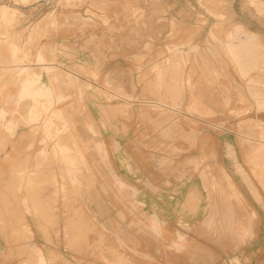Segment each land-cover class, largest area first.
Returning <instances> with one entry per match:
<instances>
[{
	"label": "rangeland",
	"instance_id": "obj_1",
	"mask_svg": "<svg viewBox=\"0 0 264 264\" xmlns=\"http://www.w3.org/2000/svg\"><path fill=\"white\" fill-rule=\"evenodd\" d=\"M68 1L0 0V4L5 3L16 8L21 14L20 19L12 25L14 27L0 22V110H10L9 115L0 116V264H28L27 261L30 260L34 262L29 264H264V39H262L264 37L246 32L240 26L233 30L235 24L232 22L230 27L233 31L227 32L225 39L223 38L224 29L221 26L233 18L231 6L233 0H219L216 11H210L202 0H115L114 4H117V7L114 12L106 6V0ZM240 1L242 0H234L236 10ZM255 1L257 0H243L244 4L246 3L244 8L247 10L240 13L250 31L264 33V9L257 10ZM167 2L181 3L192 10L153 13L155 4ZM150 14H158L159 22L170 23L172 33L161 40L152 39L148 31ZM37 24L39 25L36 26ZM209 29V39H206ZM215 29H221L217 35L212 33ZM239 31L247 37L248 45L245 50L243 46L239 49L243 43V36ZM30 32L32 36L29 38ZM200 32L203 33L200 40L205 42V46L201 48L199 43L190 45L192 39ZM103 34L104 36L100 38ZM12 42L18 45L15 56L11 52ZM211 45L219 48L229 63L230 73H227L225 78L214 71L195 69L193 61L195 62L196 57L204 59L206 54L202 55L209 52ZM229 45L231 46L228 54ZM172 46L180 53L176 50L168 52V48L175 49ZM192 46H199V52L192 50L190 48ZM80 47H97L113 51L115 55L108 62L104 59L105 65L110 62L115 66L113 71L103 74L99 67L77 59L75 53ZM171 55H175L176 62L179 61L183 69L184 95L174 102L176 110L181 113L139 103L149 101L141 98L143 96L141 91L151 87L148 83L153 73L148 69V62L161 66L167 63L165 59ZM40 56L42 64H49L46 66L47 71H40L45 67L38 65L37 58ZM156 56L157 58H154ZM18 65H25L24 68H28L29 71H34V68L35 71L43 72L42 80L49 85L52 94L56 97L62 96L58 98L61 101L53 104L52 108L59 109L62 116H57L54 120L55 124L67 121L70 127L73 126L75 129L69 128L72 133L74 132L72 135L70 131L72 138L64 135L60 140L53 136V133L46 130L42 120L29 124L28 99H22L14 107V96L18 97L17 83L21 76L18 73ZM71 69L78 72L72 71L74 74H70ZM224 69L226 70V66ZM93 70L97 71L96 77L91 74ZM111 73L115 75L112 77ZM120 74L126 75L131 86H135L137 97L134 99L138 102H135L138 105L136 114L175 116L181 121L180 124H176V138L171 141L182 144L180 149L175 150L180 154H168L157 158L147 155L135 157L144 169H150L152 162L156 161L159 164L158 174L167 179L162 184L167 190L162 194L164 202L159 200L156 203L154 200V196L160 195L157 194L159 190L156 189L155 181L151 180L155 173L137 172L132 187L122 184L123 188H119L118 182L114 184V181L121 180L109 170L112 169L109 148L111 144L101 134L103 126L96 120V107L105 104L110 109L111 104H114L116 106L113 109V111L116 109L114 115L128 116L129 113V116L132 115L125 103L126 100L131 101L133 97L130 98L122 87L116 86L123 83L118 81L123 78L114 79ZM67 76L78 80L71 82V78ZM63 79L69 83L64 85ZM200 81L201 83L209 81L208 86L211 87L209 90L216 94L210 103L214 106L215 113L189 117L191 115L189 107L193 101L192 88ZM98 86L104 90H100ZM111 92L113 94L118 92L117 95H123L126 100L119 99ZM65 96L66 99L63 101ZM176 97L174 101L177 100ZM102 101L104 102L101 103ZM211 124L221 126L222 129L214 130ZM247 127L252 129L253 135L249 136L259 144V150L254 151L250 146L247 148L248 144L235 134L239 128ZM92 138L96 139L91 140ZM71 139L75 141L76 147H73ZM100 143L107 152L106 160L103 157L105 154L100 151ZM203 149L206 152H203ZM41 152L46 153V158L42 161L43 164H38L36 156ZM98 152H101V155H98ZM79 159L84 160L82 164L85 166L78 163ZM186 160H191L193 164L188 161L190 165L188 166ZM102 161L107 165L104 166ZM102 165L103 167H100ZM180 165L182 167H179ZM183 166H186L187 170ZM190 167H194L193 170ZM75 171L77 176H80L79 173L83 174V177L80 176L78 179L87 185V189L92 190L94 196L93 203L84 202L79 198L82 189L80 185L67 180L66 186L69 185L67 189L70 190V194L67 195H73L67 197L70 204L72 207L79 206L80 212H83V216L88 218L92 225L88 224L90 229L83 226L81 237L76 241L67 237V231H72L75 235L80 233L76 222H73L77 213L63 208L65 202L58 193L63 172L71 174ZM36 172L43 173V177L36 176ZM223 172L231 176L243 194L245 202L243 198L242 201L239 198L237 202L232 197H228L230 200L225 197L218 183L219 179L222 180V184L225 182ZM34 177L36 180L29 184ZM172 180L184 183L185 186L182 190L171 187ZM207 186L209 187L206 188ZM39 187H44L40 190L41 193L45 192L40 198L35 195ZM48 188L51 192L47 190ZM194 189L197 190L196 194L191 193ZM209 189L212 191L209 192ZM72 198L78 201L74 202ZM212 199L215 206L218 205L216 207L218 210H213ZM79 201L82 202L79 204ZM73 202L76 205H73ZM230 203H233L231 213L223 209L224 212L220 211L222 205ZM50 204L53 206L47 207ZM40 205L42 211L45 209L42 215L40 210H37V214L34 211ZM234 206H238L237 210H234L236 209ZM155 209L160 221L151 220V223L153 221L156 223L149 225L148 218L149 228L140 226L139 222L136 223L138 219L142 220L141 215L145 217L153 215ZM252 211L258 215L254 224L256 234L252 239L243 242L244 236L240 233L243 232L241 223H245ZM70 217L71 221L67 219ZM41 228L45 231L44 234ZM226 232L228 233L225 234ZM230 233L236 236L230 237L232 236ZM179 234H182L185 242L181 241L184 243L178 241ZM238 238V242L241 241L242 244L232 243L231 239ZM78 240L81 243L84 241L81 244ZM177 242L181 248L177 246ZM52 252L58 254L54 263L47 260Z\"/></svg>",
	"mask_w": 264,
	"mask_h": 264
},
{
	"label": "crops",
	"instance_id": "obj_2",
	"mask_svg": "<svg viewBox=\"0 0 264 264\" xmlns=\"http://www.w3.org/2000/svg\"><path fill=\"white\" fill-rule=\"evenodd\" d=\"M115 0H106V6L111 10L115 11V8L117 7V4H114ZM264 4V0H259ZM181 3L171 4V3H158L154 5L153 13H160L161 11L165 12H184L192 9H188L187 5H183ZM242 1L239 3V8L236 10L234 5V0L232 1V13L233 18L231 21L227 22L225 21L222 24V28L224 29L223 35L225 39V35L227 32H232L236 26L242 27L246 32L254 33L255 35H260L264 37L263 31H250L248 29V26L246 22L242 20L241 13L244 12V10H247L244 8L245 4ZM133 6V5H131ZM130 6V7H131ZM184 6V7H183ZM241 12V13H240ZM255 15V14H254ZM159 15L158 14H150L149 21H148V28H149V35L152 39L161 40L167 37L170 33H172V25L159 22ZM234 23L233 30L231 31V23ZM192 28H199V26H192ZM213 28V27H211ZM210 28V29H211ZM206 29V28H205ZM210 29L207 30L206 39H209L208 34L210 32ZM225 29H228L225 31ZM177 29H175V33ZM190 30V29H188ZM249 30V31H248ZM188 32V31H187ZM240 32V31H239ZM201 33V34H200ZM194 39H192L190 45H194L196 43H199L203 48V41L202 39L203 33L200 32ZM241 33V32H240ZM242 34V33H241ZM104 34L100 37L102 38ZM244 37L245 34H242ZM104 39H107L104 37ZM205 39V40H206ZM264 39V38H262ZM182 40V39H180ZM178 40V41H180ZM163 41V40H162ZM177 41V40H176ZM142 45V44H141ZM244 45V38L243 43L240 44L239 49L242 48ZM205 46V45H204ZM230 46H228V50L230 49ZM219 48H216L214 45L210 46L209 52H204L202 56H204V59H201L199 57H196L195 62V69L197 70H205L209 72H216L217 74L222 75L224 78L227 73H230L229 69V63L226 59V57L218 50ZM100 50V51H98ZM134 53V52H133ZM115 53L111 50H101L97 47L94 48H79L78 51L75 53V57L77 59H80V61L88 63L90 65L96 66L100 68L101 73L108 74L113 71L114 65L108 63V65H105L104 59L108 62L112 56H114ZM167 57V56H166ZM194 60V59H193ZM222 61V62H220ZM149 64L148 69L153 73V75L150 77V82H156V78L158 76L157 71L161 70H167L168 73H166L165 77H161V89L156 90L154 86L151 85V83H148L151 87L149 89H143L141 92L142 97L149 101L153 100H166L167 99H175V93H178V96L176 97L177 101L180 100L183 97V89H182V65L181 63L172 61L169 66H159L156 67L155 63L148 62ZM222 63V64H221ZM226 66V70L224 67ZM112 70V71H111ZM118 74V73H117ZM111 73V76L113 77ZM169 76V77H168ZM116 78H123V83H121V86L116 85L117 87H122L124 91L131 97L136 98L137 93H135V86L132 87L131 83L128 79V77L124 74H120ZM167 79V80H166ZM114 81V80H113ZM167 82V83H166ZM201 82V81H200ZM209 82V81H208ZM204 83V81L202 82ZM175 88L172 89L171 87L166 88L165 85H175ZM137 90V89H136ZM140 91V90H139ZM131 100L130 102H124L127 108H129L132 112V115L127 116H120V115H114L115 111L113 109L116 107L114 104H111V108L108 109L107 105H102L97 108V114H96V120L103 126L101 127V134L104 136L106 140H108V143L111 144L109 146L111 150V158H112V171L124 184H126L127 187H132V185L135 182V177L137 172H143V171H151L155 173L154 177H152V181H155L156 189L159 190L157 194L154 196L155 202H164L163 200V193L167 192L166 186L163 182L167 180L163 176H160L158 174L159 172V164L157 162L151 163V168L144 169L143 165L140 164L139 160L136 157L139 155H147L152 157H160L165 156L168 154L177 155L180 153H177V149H180L182 147V144H177L176 142H171L172 140H175V133H176V124H180L181 121L179 118L175 116H156V115H138L136 114L137 104H135V99ZM102 101L101 103H103ZM132 102V104H130ZM141 105H148V104H141ZM97 106V105H96ZM110 110V113L108 111ZM112 110V111H111ZM139 112V111H138ZM115 143V144H114ZM169 150V151H168ZM135 173V175L133 174ZM171 187H174L178 190H182L185 186L184 183H178L174 182V180L170 181ZM188 182V181H187ZM165 188V189H163ZM192 194H196L197 190L194 189ZM143 201L146 203V200L143 199ZM153 212L157 217H159L157 210H154ZM165 221L167 219L162 218Z\"/></svg>",
	"mask_w": 264,
	"mask_h": 264
},
{
	"label": "bare ground",
	"instance_id": "obj_3",
	"mask_svg": "<svg viewBox=\"0 0 264 264\" xmlns=\"http://www.w3.org/2000/svg\"><path fill=\"white\" fill-rule=\"evenodd\" d=\"M21 1H26V0H21ZM65 2H69L68 0H65ZM202 2H204L207 6H208V9L210 10V11H216V6L218 5V2H219V0H202ZM257 2V3H256ZM251 3V2H250ZM254 4V3H253ZM255 4H256V8H257V10H259V11H261L260 9H264V4L261 2V1H259V0H257V1H255ZM255 10V9H254ZM256 11V10H255ZM94 13V12H93ZM82 14V13H81ZM19 15H21L20 13H19V11L16 9V8H13V7H10V6H7L5 3H3V4H0V22H3L4 24H6L7 26H12V25H15V22L17 21V20H19L20 19V16ZM220 15H222V14H219V16ZM97 16V15H96ZM49 18H50V16H49ZM100 18V17H99ZM97 19H98V17H97ZM101 19H104V18H101ZM42 20V19H41ZM99 20V19H98ZM105 20V19H104ZM59 21V20H58ZM57 21V22H58ZM101 22H103V20H101ZM105 22H106V20H105ZM39 24H37L36 26H38ZM12 27H14V26H12ZM220 30L221 29H215V30H212V33L213 34H215V35H217L219 32H220ZM16 33V32H15ZM8 34H10L11 35V33H8ZM28 36H29V38L32 36V33L30 32L29 34H28ZM244 38V40H245V44L243 45V50H245L246 48H247V37H243ZM151 39V38H150ZM151 43H153V42H151ZM145 45V44H144ZM147 45H149V44H147ZM204 45H205V42H204ZM149 47V46H148ZM173 47V46H172ZM171 47V48H172ZM173 48H175V46L173 47ZM190 48H192V50H196V51H198L199 52V46H192V47H190ZM11 52H12V54L15 56L16 55V53H17V51H18V45L15 43V42H12L11 43ZM148 50V49H147ZM171 50H176V51H178V49L177 48H175V49H170V48H168L167 49V51L168 52H171ZM145 52H147V51H145ZM166 52V51H165ZM179 52V51H178ZM180 53V52H179ZM161 54V53H160ZM198 54V53H197ZM228 54H229V50H228ZM150 55V54H149ZM138 58H140V57H138ZM154 58H157V56L156 57H154ZM181 58V57H180ZM182 59V58H181ZM37 60H38V65H40L41 67L42 66H45L44 68H41L40 69V71H47L48 69V67H46V66H48L49 64H42V60H41V56L40 57H38L37 58ZM165 60H167V63L166 64H164L163 66H169L170 64H171V61H174V62H176V60H177V58H175V55H171L170 57H168V58H166ZM190 60V59H189ZM159 62V61H158ZM161 62V61H160ZM185 62V61H184ZM24 66L25 65H18V69H19V71H18V73H19V81H18V83H17V85H18V97L16 98V96H14V101H13V105H14V107H16L17 106V103L19 102V101H22V99H28L29 100V108L27 109L28 111H27V116L29 117V119H30V122H29V124H32V123H34V121H38V120H42L43 121V123H45V127H46V130L48 131V132H51V133H53V136H56V137H58L60 140H61V138H63L64 137V135H67V137H71L72 138V135H73V133H72V131L69 129V128H73V126L72 127H70V125L68 124V122L67 121H63V122H61L60 124H55V120H54V118L55 117H57V116H62V113L60 112V110L59 109H52L54 106H53V104H55L56 102H59V101H61V99H58V98H60V97H62V96H55V95H53L52 94V92H51V89H50V87H49V85L47 84V83H44V81L42 80V76H43V72H40V71H35V69L33 68V70L34 71H29V69L28 68H24ZM160 65H157L156 64V67H159ZM87 68V67H86ZM85 68V70H87ZM31 69V68H30ZM21 70V71H20ZM72 71H76V72H78V70H75V69H71V71H69V73L70 74H74ZM157 73H158V76H157V78H156V82H150L149 81V83H151V85L152 86H154V88L158 91V90H160L162 87H161V77H165L166 76V73H168V71L165 69V70H161V71H157ZM91 74L94 76V77H96L97 76V71L96 70H93L92 72H91ZM147 75V74H146ZM101 76V75H100ZM148 76V75H147ZM150 76V75H149ZM67 77H70V76H67ZM169 77V76H168ZM71 78V77H70ZM82 79V77H79V79ZM148 78V77H147ZM182 78V77H181ZM75 80H78V78L77 79H73V78H71V82H74ZM85 80V79H84ZM167 80V79H166ZM182 80V79H181ZM216 80V79H215ZM62 81H64L65 83H63L64 85L66 84V83H69L68 82V80H65V79H63ZM86 81V80H85ZM91 81V80H90ZM97 81V80H96ZM119 82H123V80L122 79H119L118 80ZM145 81V80H144ZM189 81V80H188ZM190 82V81H189ZM205 82H207V83H205ZM204 83H201V82H198L197 84H195V86L192 88V97H193V101H192V104L190 105V107H189V109H190V114L191 115H189V117H193L194 115H211V114H213V113H215V109H214V106H212V104H210V103H212L213 102V100H214V98H215V96H216V94L213 92V91H211V90H209V89H211V87L210 86H208V81H205ZM91 83H92V81H91ZM145 83H147V82H145ZM167 83V82H166ZM184 84V83H183ZM90 85V84H89ZM96 85V84H95ZM98 85V84H97ZM96 85V86H97ZM205 85V86H204ZM175 86H176V84L175 85H172V86H170V85H165V87L166 88H168V87H171L172 89H174L175 88ZM91 87H93V85H91ZM99 87V89L101 90V89H103V87L101 88V86H98ZM232 88V87H231ZM121 88H119V90H120ZM234 89V88H233ZM104 90V89H103ZM106 90V89H105ZM95 91V90H94ZM112 93V92H111ZM118 93V92H117ZM117 93L116 94H113L114 96H116V97H118L119 99H124V100H126L124 97H123V95H117ZM109 94V93H108ZM178 93H175V97H176V95H177ZM1 95V94H0ZM66 99V96L63 98V101ZM237 99V98H236ZM13 100V99H12ZM245 100V99H244ZM107 101V100H106ZM127 102L129 101L130 102V100H126ZM163 101V100H162ZM162 101H142V102H139L140 104H148V105H156V106H158V107H162V109H164V108H166V109H168V110H170V111H172V112H177V113H181V112H179V111H177L176 110V108H175V106H176V104H174V102H177V100H175L174 101V99H167V101L166 100H164V102H162ZM185 101H187V100H185ZM247 101V100H246ZM248 102V101H247ZM4 103V102H3ZM136 103H138V102H136ZM168 103V104H167ZM234 103V102H233ZM131 104V103H130ZM165 104H167V105H165ZM11 105V104H10ZM234 105V104H233ZM236 105V104H235ZM241 105V104H240ZM245 105H247V104H245ZM9 106V105H8ZM10 107V106H9ZM231 108V107H230ZM235 108H237L236 106H235ZM240 109V108H239ZM127 111H128V109H126ZM236 110H238V108L236 109ZM126 111V112H127ZM130 111V110H129ZM128 111V112H129ZM250 111V110H249ZM183 112V111H182ZM9 113H10V110H7V109H5V110H0V116L1 117H5L6 115H9ZM153 113V112H152ZM126 114V113H125ZM130 114V113H129ZM129 114H127V115H129ZM126 116V115H125ZM154 116V115H153ZM187 116V115H186ZM127 117H129V116H127ZM223 119V118H222ZM215 120H217V121H219V119H215ZM221 121H223V120H221ZM206 122H208V121H206ZM215 122V121H214ZM73 123V122H72ZM75 123V122H74ZM211 123V122H210ZM216 123V122H215ZM245 124H247V125H249L250 123H245ZM203 126H205V125H203ZM211 126L212 127H214V130L216 129V128H221L222 129V127L221 126H218V125H214V124H211ZM250 126H252V125H250ZM243 127V126H242ZM245 127H246V125H245ZM73 129H75V128H73ZM80 130V129H79ZM70 131H71V134H70ZM219 131V130H218ZM235 133V132H234ZM237 136H238V138L239 139H241L242 141H244V143L246 144H248V147L247 148H249V146H250V148H252V150H259V144H256L255 142H254V138H252V137H250L251 135H253V131H252V129L251 128H239L238 130H237V132L235 133ZM251 134V135H250ZM87 135H89V134H87ZM86 135V136H87ZM250 135V136H249ZM83 137V136H82ZM93 137H94V135H93ZM81 138V137H80ZM68 139V138H67ZM83 139V138H82ZM93 139H96V138H92L91 140H93ZM71 140H73V139H71ZM203 140V139H202ZM258 141V140H257ZM73 142V147H76L75 146V141L73 140L72 141ZM205 142V141H204ZM238 142V141H237ZM218 143V142H217ZM239 143V142H238ZM241 143V142H240ZM115 144V143H114ZM243 144V143H242ZM97 145V144H96ZM100 145H101V148H100V151H102L104 154H105V156H103L104 158H105V160H106V151H105V149H104V147H102V143H100ZM244 145V144H243ZM207 146V145H206ZM202 147V146H201ZM203 147H205L204 145H203ZM261 147V146H260ZM245 148V147H244ZM243 148V150H245ZM197 149V148H196ZM201 149V148H200ZM200 149H197V150H199V151H201ZM205 149V148H204ZM203 149V150H204ZM78 150V149H77ZM215 150V149H214ZM251 150V151H252ZM44 151V150H43ZM198 151V152H199ZM203 152H206L205 150L203 151ZM101 152H98L97 154L98 155H101L100 154ZM215 153V152H214ZM207 154V153H206ZM247 154V153H246ZM207 155H209V154H207ZM214 155V154H213ZM216 156V155H215ZM96 157H97V155H96ZM100 157V156H99ZM101 158V159H104V158ZM44 158H46V153L45 152H41V153H38L37 154V156H36V161H37V163L38 164H43V160H44ZM203 158H205V157H203ZM202 158V159H203ZM99 159V158H98ZM201 159V161H203ZM206 159H208L207 157H206ZM205 159V160H206ZM211 159H214V158H211ZM104 160V161H105ZM197 160H199V158L197 159ZM84 160L83 159H79V161H78V163L80 164V165H84L85 166V164H82V162H83ZM94 161V160H93ZM190 162V163H192L193 164V162L191 161V160H186V162ZM193 161H195V160H193ZM99 162H100V159H99ZM99 162H97L98 164H100ZM103 162V161H102ZM189 162L188 163H186V164H188V166H190L189 165ZM195 162H197L198 163V161H195ZM203 162H206V161H203ZM94 163H96V162H94ZM207 163V162H206ZM205 163V164H206ZM97 164V165H98ZM102 164V163H101ZM178 164V163H177ZM185 164V163H184ZM203 164V163H202ZM103 165L104 166H106L105 165V163L103 162ZM103 165L102 166H100V167H103ZM197 165V164H196ZM95 166V165H94ZM203 167H204V165H202ZM205 166H207V164L205 165ZM179 167H182L181 165L179 166ZM183 167H185V169L187 170V168H186V166H183ZM197 167V166H196ZM201 167V166H200ZM208 167H210V166H208ZM106 169H107V167H105ZM190 168H192V167H190ZM194 168V167H193ZM193 168H192V170H193ZM199 168V167H198ZM92 169V168H91ZM105 169V170H106ZM184 169V168H183ZM206 170L207 169H209V170H211V168H205ZM78 170V169H77ZM76 170V171H77ZM110 171L112 170V169H109ZM191 169H189V171H192ZM208 170V171H209ZM33 171V170H32ZM76 171L75 172H73V173H71V174H68L67 172H63V175L61 176V179H62V182H61V185H60V189H59V191H58V193L59 194H61V197L63 198V201L65 202V204H64V207L63 208H65V209H67V210H71L72 212H75V213H77L76 215H74V218L73 219H75V220H73V222L77 225V229H79V231L78 232H80V233H77L76 235L75 234H73L72 233V231L71 232H69V231H67L68 233H67V237H69L70 239H75V241H76V239H78L79 237H81L80 236V234L82 233V231H81V229L83 228V226H87L88 227V224H89V226H92L91 225V222L89 223V219L87 218H85L83 215L84 214H82L83 212L81 211L80 212V207L79 206H76V207H72V205L70 204V199L68 200V198L72 195H67V193H69L70 194V190H68L67 189V187H69V185H67L66 186V183H67V180L68 181H70V182H72V183H75V184H77V185H80V187L82 188L81 189V191L79 192V194L81 193V195H79V196H81V197H79V198H82V200L84 201V202H89V203H93V200H94V196L92 195V190L91 189H87L86 188V184H82L81 183V180H79L78 179V177L80 178V176H82L81 175V173H79L80 174V176H77V174H76ZM93 171V170H92ZM109 171V172H110ZM181 171H182V168H181ZM185 171V170H184ZM188 171V172H189ZM205 170H203V172H204ZM98 172H101V171H98ZM207 172V171H206ZM34 173V172H33ZM93 173V172H92ZM181 173H183V172H181ZM180 173V174H181ZM224 173V180H225V182L222 184V180H218V183L220 184V186L222 187V189H221V187H219L220 188V190H222L223 192H221V193H223L224 195H226L225 197L226 198H228V197H232V199L234 200V199H236L237 200V202H238V199L240 198L241 199V201H242V198L244 199V201L243 202H245V198H244V196H243V194L239 191V189L237 188V185L235 184V182L233 181V179L231 178V176H229L226 172H223ZM189 174H190V172H189ZM198 174V173H197ZM35 175L36 176H42L43 177V173H39V172H36L35 173ZM188 175V174H187ZM194 175V174H193ZM97 176V175H96ZM83 177V176H82ZM81 177V178H82ZM177 177H178V175H177ZM203 178V177H202ZM220 178V177H219ZM83 179V178H82ZM205 179V178H204ZM36 180V177H34V178H31V182H29V184H32V182L33 181H35ZM114 180V179H113ZM115 182H118L117 184H119L120 185V187L119 186H116V187H119V188H123V185H124V183H122V181H114V184H115ZM253 183V182H252ZM123 184V185H122ZM111 185H112V183H111ZM213 185V184H212ZM211 185V186H212ZM218 185V184H217ZM219 186V185H218ZM72 187V186H71ZM70 187V188H71ZM73 187H75V186H73ZM209 186H207L206 188H208ZM216 187V186H215ZM41 187H39V188H37L36 190V193H35V195H37L39 198H40V196H42V194L43 193H45V192H40V190H42L43 188H41ZM111 188H112V186H111ZM72 189V188H71ZM87 189V190H86ZM214 189V188H213ZM216 189V188H215ZM47 190H49V188L47 189ZM46 190V191H47ZM67 190H68V192H67ZM91 190V191H90ZM111 190V189H110ZM118 191H119V189H117ZM217 190H219V189H217ZM50 191V190H49ZM73 191V190H72ZM71 191V192H72ZM76 191H79V190H76ZM90 191V192H89ZM210 191H212L211 189H209V192ZM51 192V191H50ZM88 192V193H87ZM220 192V191H219ZM254 192V191H253ZM75 193H77V192H75ZM221 193H220V196H222L221 195ZM51 194V193H50ZM213 194V193H212ZM44 195V194H43ZM49 195V194H48ZM192 195V194H191ZM190 195V196H191ZM45 196H47L46 194H45ZM51 196H53V195H50V197ZM69 196V197H68ZM49 197V198H50ZM68 197V198H67ZM72 197H73V195H72ZM48 198V197H47ZM53 199H54V197H52ZM52 198H51V200H52ZM76 198V197H75ZM78 198V199H79ZM223 198H224V196H223ZM73 199V198H72ZM209 199H211V198H209ZM229 199V198H228ZM74 200V199H73ZM72 200V201H73ZM76 201H78L77 199H75ZM75 200H74V202H75ZM194 200V199H193ZM230 200V199H229ZM46 201H48V200H45V202ZM211 201V200H210ZM73 202V203H74ZM82 202V201H81ZM80 201H79V204L81 203ZM226 202H229V201H226ZM260 202V201H259ZM77 203V202H76ZM211 203V202H210ZM261 203V202H260ZM41 204H42V202H41ZM229 204V203H228ZM43 205V204H42ZM55 205V204H54ZM73 205H76L75 203L73 204ZM50 206H53V205H48L47 207H50ZM211 206H212V208H214L213 210H215L216 209V207H218V205L217 206H215V201H214V199H212V203H211ZM223 206V208H219L220 209V211H222V212H224V211H226V212H230V211H233L232 210V206H233V203H230V205H222ZM221 206V207H222ZM77 207H79V208H77ZM234 207H236V209H234V210H237V207L238 206H234ZM77 208V209H76ZM155 208V207H154ZM64 209V210H65ZM224 211H223V210ZM37 210L39 211L40 210V214L42 215V213L45 211V209H44V211H42V209H41V205L39 206V207H37V209L36 210H34L35 211V213L37 214ZM47 210L49 211V209L47 208ZM67 210H65V211H67ZM73 210H75V211H73ZM216 210H218V209H216ZM48 211H46L47 213H48ZM64 211V212H65ZM70 211V212H71ZM241 211V209L240 210H238V212H240ZM210 212V211H209ZM213 212V211H212ZM219 212V211H218ZM236 212V211H235ZM245 212L246 211H244V214H245ZM49 213H50V211H49ZM220 213V212H219ZM231 213V212H230ZM51 214H53V212L51 211ZM218 214V213H217ZM216 214V215H217ZM221 214V213H220ZM241 214V213H240ZM239 214V215H240ZM55 215H56V213H55ZM69 215H71V214H69ZM131 215V214H130ZM219 215V214H218ZM237 215V214H236ZM239 215H237V216H239ZM49 216V215H48ZM53 216V215H52ZM67 216V215H66ZM71 216H73V215H71ZM137 216V215H136ZM140 216V215H139ZM221 216V215H220ZM230 216V215H229ZM232 216H234V215H232ZM140 217H142V220H137L136 221V223L137 222H139L138 224H140V226H144L145 228H149V226H148V221L150 220V224L149 225H153L154 223H156V222H152L151 223V220H154V219H156V220H158V221H160L159 220V218L155 215V214H153V215H151L150 217H145V216H143V215H141ZM139 217V218H140ZM145 217V218H144ZM226 217V216H225ZM234 217H236V216H234ZM245 217H246V215H245ZM248 217V216H247ZM54 219H55V217H53ZM136 218V217H135ZM148 218H149V220H148ZM227 218H228V215H227ZM226 218V219H227ZM68 220H70L71 221V219H72V217H70V219L69 218H67ZM214 219H217V217H214ZM238 219V218H237ZM256 219H258V215L256 214V212L255 211H252L251 213H250V215H249V218L245 221V223L244 222H242L241 223V226H242V231L243 232H240V233H243L242 234V236H244L243 238H242V241L244 242L246 239H252L253 237H254V235L256 234H254V224H255V222H257V221H255ZM132 220V219H131ZM240 220V219H239ZM53 221V220H52ZM67 221V220H66ZM70 221H67V222H70ZM133 222H134V220H132ZM233 222H234V220H232ZM240 221H242V220H240ZM64 222H65V220H64ZM233 222H231V223H233ZM73 223V224H74ZM236 223V222H235ZM234 223V224H235ZM68 224V226H69V223H67ZM214 225H216L215 224V222L213 223ZM229 224H230V222H229ZM66 225V224H65ZM214 225H212V226H214ZM227 225H228V223H227ZM258 225V224H257ZM67 226V227H68ZM230 226V225H229ZM240 226V227H241ZM71 227H74V226H71ZM132 227V226H131ZM137 227V226H136ZM228 227V226H227ZM89 229H90V227H88ZM135 228V227H134ZM229 228H231V227H229ZM235 228H237V227H235ZM42 229V228H41ZM71 229V228H70ZM76 229V230H77ZM228 229V228H227ZM73 230H75V229H73ZM75 230V231H76ZM84 230V229H83ZM141 230H143V229H141ZM233 230V229H232ZM93 231L95 232V233H97L94 229H93ZM236 231V234H237V230H235ZM41 232L44 234V230L42 229L41 230ZM74 232V231H73ZM86 232H87V230H86ZM143 232V231H142ZM72 233V234H71ZM228 232H226L225 234H227ZM233 233V232H232ZM232 233H230V235H232ZM239 233V234H240ZM88 234H86V236H87ZM98 235V234H97ZM229 235V236H230ZM84 236V235H83ZM95 236V235H94ZM176 236V235H175ZM179 238H180V240H178V241H181V240H183L184 238H183V236H182V234L180 235H177ZM227 235H225V237H226ZM229 236L227 237V238H229ZM234 236H236V235H232V236H230V237H234ZM263 236V235H262ZM185 237V236H184ZM239 237H241V236H239ZM95 238H96V236H95ZM100 238V237H99ZM237 238V237H236ZM90 239V238H89ZM175 239V238H174ZM235 239V238H234ZM232 240L231 239V241H232V243H240V244H242L241 243V241L240 242H238L239 241V238L237 239V240ZM84 240H86V239H84ZM84 240H82V243H83V241ZM92 241H93V238L91 239ZM97 240V239H96ZM100 240V239H99ZM227 240V239H226ZM184 242H185V240H183ZM183 241H181V242H183ZM235 241V242H234ZM78 242H80V240H78ZM183 242V243H184ZM229 242V241H228ZM81 243V242H80ZM81 243V244H82ZM178 243V242H177ZM92 244H94V243H92ZM95 244H96V246H97V243L95 242ZM181 244V243H180ZM72 245V244H71ZM89 245V244H88ZM102 245V244H101ZM179 245V243L177 244V246ZM187 245V244H186ZM186 245H183L184 247L186 246ZM237 245V244H236ZM93 246V245H92ZM174 247L176 246V245H173ZM181 246V245H180ZM180 246H178L179 248H181ZM104 247H106V246H104ZM109 247V246H108ZM237 247H240V245H237ZM82 248V247H81ZM88 249V247H85V249ZM98 248V247H97ZM101 248H103V247H101ZM93 249H95V248H93ZM111 249V248H110ZM182 249H183V247H182ZM182 249H180V250H182ZM98 250V249H97ZM104 250V249H103ZM177 250V249H176ZM81 251V250H80ZM88 251V250H87ZM107 251V250H106ZM102 252V251H101ZM109 252V251H108ZM87 254H88V252H87ZM92 254V252H90V255ZM96 254H98V253H96ZM110 254V253H109ZM115 254V253H114ZM99 255V254H98ZM194 256H196V255H194ZM95 257V256H94ZM102 257H103V255H102ZM101 257V258H102ZM108 257H110V256H108ZM111 257H113V256H111ZM193 257V256H192ZM56 258H58V254L57 253H55V252H52L51 253V255L49 256V258L47 257V260H49V261H52L53 263H54V260L56 259ZM93 258V257H92ZM98 258V257H97ZM101 258H99V259H101ZM103 258H105V257H103ZM193 259V258H192ZM102 260V259H101ZM262 260V259H261ZM260 260V261H261ZM32 262H34L33 260H30V261H27V263L29 264V263H32ZM264 262V261H263Z\"/></svg>",
	"mask_w": 264,
	"mask_h": 264
}]
</instances>
